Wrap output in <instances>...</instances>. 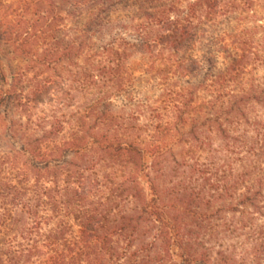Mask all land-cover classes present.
Listing matches in <instances>:
<instances>
[{"label": "trees", "instance_id": "1", "mask_svg": "<svg viewBox=\"0 0 264 264\" xmlns=\"http://www.w3.org/2000/svg\"><path fill=\"white\" fill-rule=\"evenodd\" d=\"M0 264H264V0H0Z\"/></svg>", "mask_w": 264, "mask_h": 264}, {"label": "rangeland", "instance_id": "2", "mask_svg": "<svg viewBox=\"0 0 264 264\" xmlns=\"http://www.w3.org/2000/svg\"><path fill=\"white\" fill-rule=\"evenodd\" d=\"M0 155H1V152H0ZM5 168H6V165H0V170L3 171V169H5Z\"/></svg>", "mask_w": 264, "mask_h": 264}]
</instances>
